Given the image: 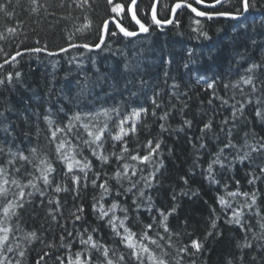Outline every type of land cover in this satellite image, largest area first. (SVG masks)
<instances>
[{
    "label": "trees",
    "instance_id": "16d2710c",
    "mask_svg": "<svg viewBox=\"0 0 264 264\" xmlns=\"http://www.w3.org/2000/svg\"><path fill=\"white\" fill-rule=\"evenodd\" d=\"M209 1L214 2L205 3ZM177 2L160 0L157 19L168 21ZM113 3L125 6L119 17L107 0H0V65L35 48L53 53L73 44L94 47L104 21L110 18L135 31L127 12L131 0ZM153 4L154 0H140L136 7L137 19L150 27L144 36L124 39L108 32L98 52L75 49L53 57L30 53L0 70V165L11 158L10 153L22 151L32 163L17 158L6 166L10 179L26 184L32 179L27 173L39 175L34 167L39 161L30 152L35 148L54 168L48 186L35 180L36 189H24L32 195L23 197V207L16 208V215L7 221L9 239L0 245V264H68L77 252L82 261L102 264V248L80 243L89 235L118 261L129 250L112 231L108 217L100 219L99 212L100 205L108 209L113 203L118 205L115 216L124 219L133 232L139 234L146 225L153 226L148 234L160 247L144 243L156 256L162 249L167 252L168 264H264V172L260 171L264 152L241 148L245 140L252 145L264 140V123L255 116L257 108L264 111V0H250L248 15L239 21L198 19L181 9L167 28L151 26ZM216 11L241 14V0H229ZM254 64L257 67L249 73ZM248 76L255 92L253 85L242 82ZM208 83H213V89L207 88ZM241 104L243 112L233 116ZM104 109L110 110V120L102 116L91 119ZM134 111L140 116L133 118ZM77 113L82 120L74 122L73 132L61 131L53 141L51 131L63 128ZM45 117L53 122L51 126ZM121 119L134 122L136 131L117 142L112 137L120 134ZM81 123H88L93 132L107 124L102 147L84 143L91 138ZM206 123L210 128L202 132ZM131 127L125 126L126 130ZM61 139L70 142L65 150L72 147L76 158L86 161L89 169L66 173L56 152ZM149 141L151 147L160 144L151 162L116 160L121 144L129 148L125 156L144 155ZM229 141L236 148H224ZM93 149L108 156V162L101 163ZM245 151L249 157L239 159ZM217 154L224 166L213 164L210 176L209 164ZM125 163L135 187L129 179L118 182L114 178ZM133 170L135 176H131ZM73 175L78 177L76 184ZM105 181L109 191L101 199L98 185ZM57 186L68 191L56 193ZM13 191L17 190L13 187L9 200ZM230 192L241 195L230 196ZM253 193L256 204L248 208ZM220 198L226 205L220 204ZM3 206L0 200V209ZM78 208L84 211L78 213L81 219L77 221L72 213ZM233 209L243 213L240 224L229 222ZM161 212L171 213L163 221L167 233L161 225ZM117 230L123 234L122 229ZM30 233L35 236L29 238ZM193 240L200 242L199 252L191 249ZM245 244L250 247H243ZM184 247L188 253H179ZM144 264H149L147 259Z\"/></svg>",
    "mask_w": 264,
    "mask_h": 264
},
{
    "label": "snow or ice",
    "instance_id": "6c2138e0",
    "mask_svg": "<svg viewBox=\"0 0 264 264\" xmlns=\"http://www.w3.org/2000/svg\"><path fill=\"white\" fill-rule=\"evenodd\" d=\"M36 0H33V3H35ZM108 4L111 6V11L115 13L116 17H119L122 13L125 12V6L121 5L119 3H113V0H107ZM224 0H214L213 3L211 4H206L205 0H194L195 5H202L205 8H216L218 5L223 6ZM3 6L0 5V8ZM136 7H137V0H131V4L127 6V12L131 14L132 20L135 21V23L139 26V30L141 32H147L148 28L145 26L144 23H142L139 19H137L136 15ZM250 7V0H241V8L244 12H247ZM181 8H186L188 9L191 13H193L196 17H204L207 18L208 20H212L216 17H230L231 19H237V15H234L228 11H216V12H207L203 10H199L197 7L193 6V2H189V0H178L177 3H175L171 7V12L172 14H176L178 9ZM35 10V9H34ZM239 11V10H238ZM152 21L153 23L160 25L161 21L157 19L156 16V4L154 3L152 6ZM167 23H172L171 20L166 21ZM195 23L199 24V20L194 21ZM114 24L115 29H118V32L115 30H110L109 25ZM87 27V25L85 26ZM194 31L196 29H193ZM11 31V29L9 30ZM102 32H110L112 36H116L119 34H123L125 37H133L137 35L135 31H129L126 27L122 26V24L119 22V20L113 18L111 21L105 20L103 24V29ZM3 38V37H0ZM104 43V35L101 34L99 37V43L95 44V48H100L101 44ZM73 47H76L77 45L73 44ZM79 47H83L86 49H90V46L88 44H81ZM67 49H61V51H66ZM32 51L35 52H40V48H35L32 49ZM49 55H53L54 53H48ZM16 55H20V53H17ZM13 60L16 59L15 56L12 57ZM7 63V61H5ZM2 67V66H0ZM257 67V65H252L247 71L249 73L253 72V70ZM19 75V73H17ZM11 77H9L10 79ZM243 84L245 85H253V79L251 76H248L247 78H243L242 80ZM233 87H236L237 85H232ZM214 85L213 83H208L207 88L208 89H213ZM227 87V85H225ZM252 91H256L255 85L252 87ZM211 102V101H210ZM154 104H156L155 101H153ZM224 103H227V101H224ZM157 107H159V104H156ZM235 108V106H233ZM244 105L241 104L238 109H236L233 112V116L236 115V112H243ZM111 111H116V109H112ZM155 115V113H153ZM104 117V119L110 120L111 119V114L110 110L104 109L103 111L97 112L94 114V116L91 117V119H98L99 117ZM140 116L139 111H134L132 113V117L136 118ZM167 116V113H165V116H162L161 119H165ZM255 116L257 119L264 123V111L261 109L257 108L255 111ZM47 120V117H45ZM84 119H88V117H85ZM82 120V117L80 114H74L68 118V124L64 125L63 128L56 127L55 130L51 131V139L55 141L57 139V133L61 131H65L68 134H71L73 132V129L75 128V123L74 122H79ZM48 124L51 126L52 121L47 120ZM128 123L127 119H121L119 123V128H120V133L114 137H112L113 140L120 142L123 140L125 136L129 134V132H135L136 131V126L135 123H133L132 127L128 130L124 129V124ZM186 124H190V121H185ZM227 123V121H225ZM80 127H83L85 131L87 132L88 137H90V140H85L84 143L88 145H96L98 148L103 146V137L105 130L107 129V124L104 125V127H101L97 129L96 132H93L92 130L89 129V124L88 123H81ZM164 125H161V128H163ZM210 128L209 124H205L204 127L201 129V131H205L206 129ZM7 131V129H5ZM247 135V134H246ZM70 142L67 139H61L57 144H56V152L58 154V158L62 164H64L66 168V173H72L74 171H79V172H85L86 169H89L90 165L85 161L81 162L79 159L76 158V156L73 154V148L68 147L67 150H65V146L68 145ZM152 141L148 142V151L147 154L144 155H139V154H129L128 156H125V154L129 153V148L126 146V144H121L120 146V152L116 154V160L120 161L122 159H131L132 161H137L140 164H145L151 162L152 156L154 153L157 152V150L160 147L159 143L155 144V147H151ZM204 145H201L203 147ZM224 148H236V145L232 144L231 141L229 143L224 145ZM241 148H248L251 150V152H264V140L259 142L257 145H252L245 140L244 144L241 146ZM3 149H0V152H2ZM224 149H221V152H223ZM30 152L32 153V159H38V163L34 165L35 167V172L39 173L38 176L33 175L32 173H27L28 175L32 176V179H29L26 184H21L20 180L16 178H9L10 173L9 169L6 165H13V161L15 159H19L20 161L27 162V163H32V160L28 156H25L22 151L18 153H10V159L4 162V165H0V200L4 201V206L2 209H0V213H2V219H0V245H4L5 242L9 239V232L10 229L7 226V221L11 219L12 216L16 215L15 209L18 207H23V197L25 195H32L31 192L25 193L24 189L26 188H33L36 189L37 185L34 182L35 180H42L43 184L45 186H48L50 184V177L51 174L54 172V168L52 167L51 163L46 159V158H40L37 154V150L35 148L30 149ZM93 155L97 157L98 160L101 161V163H107L108 162V156H105L103 154L97 153L95 149H93ZM250 153L248 151L244 152V155L242 157H239V159L244 160L249 157ZM213 164H220L221 167H223V163L219 159V154H217V158L213 160L209 164V175L211 176V171H212V165ZM123 171L118 170L115 173V179L119 182L121 179H129L130 183H132V186L135 187V182L130 180L129 176V168L130 166L125 163L122 166ZM15 171L18 173L20 172V168H15ZM261 172H264V167L260 169ZM136 171L133 170L131 172V176H135ZM145 183L149 184L150 181L148 178H144ZM72 182L73 184H76L78 182V177L73 175L72 176ZM251 183V181H250ZM93 187H97L96 180L92 181ZM13 187L17 191H13V199L9 200V192L13 189ZM98 187L102 190L101 191V196L100 198L103 199L104 194L109 191V187L107 184V181L104 183H100ZM61 191H68L66 188H61L60 186H57L55 188L56 193H60ZM127 191H131V188L127 189ZM230 196H237L241 195V193L237 192H230L228 193ZM245 197H247L249 194L248 193H243ZM50 203L52 201H49ZM221 205H226V201L224 198H220L219 200ZM57 203H59L57 201ZM135 203V201H134ZM256 204V198L255 194L253 193L251 196V204H247L246 207L251 208L253 205ZM118 208V205L116 203H113L110 208L105 209L103 205H100L99 207V212H100V219H104L105 217H108V224L112 228V231L115 233L117 237L120 238V242L126 247L129 252L127 256L121 255L119 257L118 261H115L112 259V257L109 255V249L104 247L102 244H98L97 242L94 241L93 237L91 235L88 236L87 240L81 239L80 243L83 245H87L88 247L92 249H103V257L104 260L102 261V264H123V262L128 261H135L136 264H144L145 259L149 262V264H168V261L164 258L165 256L168 255L167 252L163 251L162 249V254L160 256H156L153 254L152 250L148 247L147 244L144 243V241H147L148 244L151 245H156V247H160V244L157 240L153 239L148 232L151 230L153 227L151 224H148L145 226L144 231L141 233L137 234L136 232H133L130 230V228L125 224L124 219H118L115 216V210ZM94 211L96 210V206H93ZM151 210V209H149ZM84 210L83 208H78L76 212L72 213V215L75 217V220H80L81 216L78 213H82ZM125 212L127 210H124ZM175 211V209H173ZM109 213H112L111 216H109ZM171 213L165 214L163 212L160 213L161 217L163 218L161 221V225L163 226L164 232H169V228L163 223V221L167 220V216L170 215ZM242 212L236 209H233V215L232 218H230L229 222L230 223H236L240 224L241 220L240 217L242 216ZM118 221V222H117ZM213 227H215V222H213ZM122 229L123 234L118 231L117 229ZM262 228H264V225H262ZM71 235V233H69ZM211 235V233H209ZM35 233H30L29 238L34 237ZM63 239V237H62ZM161 239H164L163 236H161ZM168 247H172V244L169 243ZM191 249H194L196 252H199L201 250V244L197 240H193L191 242ZM243 247H250V245L245 244ZM8 251H12L11 248H8ZM189 249L188 247L180 248L179 253L185 254L188 253ZM21 256H23V253H20ZM63 264V262H62ZM68 264H89V260H81V253L77 252L75 254V259L74 260H69ZM177 264H179V261H177Z\"/></svg>",
    "mask_w": 264,
    "mask_h": 264
},
{
    "label": "water",
    "instance_id": "95a60500",
    "mask_svg": "<svg viewBox=\"0 0 264 264\" xmlns=\"http://www.w3.org/2000/svg\"><path fill=\"white\" fill-rule=\"evenodd\" d=\"M139 1H140V0H137V4H138ZM227 1H228V0H224V3H226ZM159 2H160V0H154V3L156 4V9H157V7H158ZM193 3H194V0H193ZM224 3H223V4H224ZM206 4H208V3H206ZM196 6H197L198 8H200V9H203V10H214V9H217V8L220 7V5H218L216 8H205V7H203L202 5H196ZM181 9H184V10L188 11L191 15H193L194 17H196V16H195L193 13H191L188 9H186V8H181ZM181 9H178L177 11H179V10H181ZM176 13H177V12H176ZM247 15H248V11H247V12H244V11L242 10L241 14H238V15H237V17H238L237 19H231L230 17H216V18H214V19H226V20H231V21H239V20L244 19ZM128 16H129V19L131 20V22L133 23V25L135 26V32L137 33V35H135V36H133V37H125L123 34H119V35H120L122 38H124V39H133V38H136V37H138V36H144L148 31H147V32H141V31L139 30V26L135 23L134 20H132L131 14L128 13ZM175 16H176V14L173 15L172 12H171V15H170L169 20H171L172 23L174 22ZM196 18H198V19H205V20H208L207 18H204V17H196ZM112 19H113V18H110V19H108V20L111 21ZM150 20H151V26H153V27L167 28V27H169V26L172 24V23H167V22H161L160 25H157V24L153 23V21H152V9H151V13H150ZM110 26H113L114 29H115V25H114V24H111V23H110L109 27H110ZM147 28H148V30H149L150 27H147ZM102 29H103V27H102ZM115 31L118 32V29H115ZM101 34L104 35V43H105V41H106V39H107V36H108V32H101ZM98 43H99V42H98ZM104 43L101 44L100 48L90 47V49H86V48H83V47H79V45H77L76 47H73L72 45H70V46H67V47L63 48V49H67L66 51H61V50H59V51L53 52V53H54L53 55H49V54H48L49 52H45V51H40V52H35V51H25V52H20V55H15V57H16L15 60H13V59L11 58V59L7 60V63H5V62L2 63V64L0 65V66H2V67H0V70H1L3 67H5V66H7V65H9V64H11V63H13V62L16 61L18 58H20V57H22V56H24V55H26V54L37 53V54H42V55H47V56L53 57V56H58V55L63 54V53H65V52H67V51L75 50V49L86 50V51H89V52H98V51L101 50V48L103 47Z\"/></svg>",
    "mask_w": 264,
    "mask_h": 264
},
{
    "label": "flooded vegetation",
    "instance_id": "af4514ba",
    "mask_svg": "<svg viewBox=\"0 0 264 264\" xmlns=\"http://www.w3.org/2000/svg\"><path fill=\"white\" fill-rule=\"evenodd\" d=\"M229 1V0H228ZM211 3H213L212 1H209V3L208 4H211ZM227 3V2H226ZM226 3H224V4H226ZM221 7V6H220ZM198 8V7H197ZM199 10H203V9H200V8H198ZM215 10V9H214ZM214 10H203V11H208V12H214Z\"/></svg>",
    "mask_w": 264,
    "mask_h": 264
},
{
    "label": "rangeland",
    "instance_id": "374dc122",
    "mask_svg": "<svg viewBox=\"0 0 264 264\" xmlns=\"http://www.w3.org/2000/svg\"><path fill=\"white\" fill-rule=\"evenodd\" d=\"M133 123H134V122H133ZM133 123L128 122V123L124 124V128H125V126H127V127H131V126L133 125ZM125 130H126V128H125ZM120 134H121V133H120Z\"/></svg>",
    "mask_w": 264,
    "mask_h": 264
}]
</instances>
